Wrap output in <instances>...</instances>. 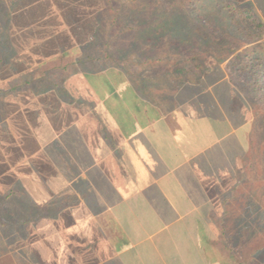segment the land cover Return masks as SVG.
I'll use <instances>...</instances> for the list:
<instances>
[{"label": "crops", "instance_id": "0c3cea01", "mask_svg": "<svg viewBox=\"0 0 264 264\" xmlns=\"http://www.w3.org/2000/svg\"><path fill=\"white\" fill-rule=\"evenodd\" d=\"M242 1L264 27V0ZM249 40L206 73L161 75L151 85L120 65L70 63L63 78L55 67L39 76L40 64L27 69L15 106L4 100L11 115L0 127V210L15 215L20 207L18 241L29 258L32 250L38 264L219 258L214 240L228 230L231 169L248 141L237 68L251 66L249 47L264 33Z\"/></svg>", "mask_w": 264, "mask_h": 264}, {"label": "rangeland", "instance_id": "374dc122", "mask_svg": "<svg viewBox=\"0 0 264 264\" xmlns=\"http://www.w3.org/2000/svg\"><path fill=\"white\" fill-rule=\"evenodd\" d=\"M90 1L95 2L81 3L83 9L77 8L76 11V3H73V0H0V127H3L6 121L4 118L10 113L5 112L4 100L12 102L15 106V86L29 78L27 76L30 72L26 70L34 68L37 64H40L38 76L42 75L44 69L55 67L57 70L53 74L60 72L63 78V71L65 74L72 71L64 70V66L73 68L70 63H76V68L77 63L81 66L83 60L79 57L87 52L98 57L84 61L85 64L89 63L88 66L93 70L107 65H120L136 83L151 85L154 82L158 84L161 75L174 77L175 74L183 72L181 74H187L186 78H193L196 72L206 73L211 64L221 63L222 58L231 53L232 47H240L250 41L249 39L255 41L264 33V27L251 16L252 11L246 3L242 0H226L222 2L226 7L222 10L226 13V27L221 26L212 16V10L207 8L208 5L203 4L200 21L190 20L187 16L184 18L190 26L197 28V33L190 37V42L178 43L171 31L161 40L141 38L137 43L134 37L141 35L138 31L140 19L144 16L154 22V18L162 21L163 16H174V8L161 11L168 15L164 13L163 16H152L157 5L164 6L174 0ZM176 2L180 4L179 0ZM190 2L185 0L180 5L185 8L186 3ZM196 3L199 4V1ZM37 5H43L38 8L40 14L33 15L35 19L28 23L26 12L31 8L33 10ZM30 6V9L25 10ZM64 6L66 9H62ZM117 9L120 10V17L117 23H112ZM187 9L190 11L188 7ZM62 10L66 11L65 15ZM72 12L80 15L73 18ZM91 15L97 20L100 29L98 40L89 45L85 28L90 27H86V24L89 23ZM130 25L137 26L129 29ZM107 40H110L108 46ZM136 43L140 47H137L139 45ZM128 44L131 45L129 48ZM249 48H252L249 58L252 60L251 66H248V62L245 63L246 67L239 65L236 87L238 100L247 111L248 141H245L244 152L231 169V191L228 193L231 199L224 203L225 208H231L230 211L229 207L226 208L225 215L230 217L229 222L225 219L228 230L219 231V240H214V248L219 258H204L205 264H264V214L256 207L257 204H262L264 211V122L260 118L264 115V109L258 103V96L251 92L252 88L249 86L257 79V73L261 69L260 63L264 62V42ZM142 50H145L144 54L141 53ZM254 50H259V53L254 54ZM107 53L112 54V57L107 56ZM148 56L151 58L146 59ZM159 58H162V61ZM180 67L189 71L176 72ZM1 136L5 137V133H1ZM5 143L4 140L0 141V151L5 150ZM0 171H4V168L0 167ZM3 179L5 180L6 176H3ZM9 179L10 177L7 180L12 181L14 177ZM16 210L18 212L15 215L4 214L0 210V224L6 220L12 225H0V264H38L36 251L32 250L30 256L33 257L29 258L28 248L20 246L18 239L20 233L23 236L25 233L21 231L24 230L22 218L25 216L20 213V207ZM8 234L12 235V240H9L14 244L12 247L5 246ZM9 249L11 258H5Z\"/></svg>", "mask_w": 264, "mask_h": 264}, {"label": "trees", "instance_id": "16d2710c", "mask_svg": "<svg viewBox=\"0 0 264 264\" xmlns=\"http://www.w3.org/2000/svg\"><path fill=\"white\" fill-rule=\"evenodd\" d=\"M107 1H110V0H107ZM158 1H161V0H158ZM179 1L181 4L185 0H179ZM188 1H191V2L186 3L185 8H186L187 12H185V8L182 5H180L178 2H176V0L172 1L173 3L171 2L170 4H166L164 6L157 5V7H155L153 9L152 16L155 14L158 17L163 16L165 12L162 13L161 11H163L164 9L167 10V8H174L173 9L175 12L174 16H169L168 14L165 13V15H168V17L163 16V19H161L162 21H157L156 18H154V22L149 21L147 18H144V16H143L142 19H140V23H139L140 28L138 30L141 35L138 36L139 38L134 37V39L137 40V43H138V40L141 38H146V39H150V40H152L153 38H159L161 40L164 37V35L169 34V32H171V31H172V33H171L172 36L177 38L178 43L182 42L185 44V43L190 42L191 41L190 37L193 34L197 33L196 32L197 28H195V26L193 24H192L193 26H190V24L187 23L185 21L186 19H184V18L187 16V17H189L188 19H190V20L194 19V20L200 21L202 19V17H200V11H201V8H204V7H202L203 4L208 5L207 8L212 10L211 11L212 16L216 19V21L221 26L226 27V24H225L226 20L224 19L226 13H225V11L222 12V10L226 8L222 2L223 1L225 2L226 0H198L199 4L196 3L197 0H194V1L188 0ZM86 2L91 3V2H95V1L73 0V3H76L74 5L75 6L74 10L76 9V11H77V8L83 9V4H81V3H86ZM55 3H56V1L53 2L54 5H55ZM191 3H193V4H191ZM42 6L43 5L34 6L33 10L31 8V6L25 9V10H28L31 8L30 10H28L26 12V14H27L26 15L27 16L26 21L28 23H30L33 19H35L36 14L37 15L40 14L38 12V8H42ZM191 6L193 7L192 9L190 8ZM144 7H143V10H144ZM187 7L190 9V11L187 9ZM44 8L46 9V7H44ZM248 8L252 11V7H248ZM62 9H66L65 6L62 7ZM139 10L141 11V8ZM62 11L65 15L66 11H64V10H62ZM118 11L120 12V10L117 9V12L113 16L112 23H117L118 18L120 17V13ZM33 15H35V16H33ZM78 15H80V14L72 12L71 17L72 16H73V18H74V16L78 17ZM206 15H209V14H206ZM251 16L254 17L253 11L251 12ZM80 17L82 18L83 16L81 15ZM254 19L257 20V18H255V17H254ZM227 20H229V18ZM227 23H228V25H230V21H228ZM144 24H147V25L145 26ZM87 25H89L90 27L88 29L85 28L86 29L85 35H87L89 37V39L87 41H88V44L90 45V44H92L98 40L97 36L99 35L100 26L98 25V22L95 19V17H93V15H91V19L89 20V23L86 24V27H87ZM135 26H137V25H130V26H128V28L129 29L134 28ZM259 26H261V25H259ZM90 39H92V40L90 41ZM109 44H110V40H107L106 45L108 46ZM137 45H139V44H137ZM127 46H128L127 48H129L131 45L128 44ZM137 47H140V45ZM141 53L144 54L145 50H142ZM107 56L112 57V54L107 53ZM94 57H95L94 55L91 56L90 54H87V52H84L83 56H81L80 59L85 61V60H88V59L94 58ZM95 58H98V57H95ZM149 58H151V56L146 57V59H149ZM117 59L118 58H116V60ZM159 60L162 61V58H159ZM159 60H157V61H159ZM260 66H261V69L257 73L258 74L257 79L254 82L250 83L249 86H251V88H252L251 92H254L255 95L258 96V98H259L258 103L264 109V62H261ZM183 71H185V70L183 69ZM188 71L189 70H186L185 73ZM249 86H248V88H249ZM260 118H261V121L264 122V115L261 116ZM256 207L260 210L261 213L264 214V211H262V208H263L262 204L261 205L257 204Z\"/></svg>", "mask_w": 264, "mask_h": 264}]
</instances>
